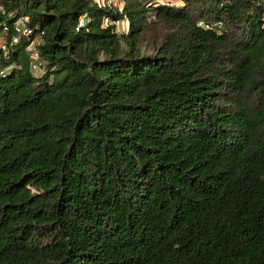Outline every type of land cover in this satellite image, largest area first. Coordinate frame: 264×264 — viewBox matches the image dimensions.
<instances>
[{"label":"trees","instance_id":"obj_1","mask_svg":"<svg viewBox=\"0 0 264 264\" xmlns=\"http://www.w3.org/2000/svg\"><path fill=\"white\" fill-rule=\"evenodd\" d=\"M118 1L0 0V264H264V0Z\"/></svg>","mask_w":264,"mask_h":264},{"label":"built area","instance_id":"obj_2","mask_svg":"<svg viewBox=\"0 0 264 264\" xmlns=\"http://www.w3.org/2000/svg\"><path fill=\"white\" fill-rule=\"evenodd\" d=\"M96 3H99V2H96ZM107 4L109 5L108 1H107ZM0 11H2V10L0 9ZM13 30H14V35L11 39V42L13 44H18L22 38H24L28 41L29 45L26 48V51L29 53L30 59L32 60L31 71L36 72L38 70V64L36 63L37 59H38L37 49L40 46L41 37L43 35V32H41L35 38L31 39L34 32L31 28L24 25L23 20H18L14 24ZM4 31H7V28H4Z\"/></svg>","mask_w":264,"mask_h":264},{"label":"rangeland","instance_id":"obj_3","mask_svg":"<svg viewBox=\"0 0 264 264\" xmlns=\"http://www.w3.org/2000/svg\"><path fill=\"white\" fill-rule=\"evenodd\" d=\"M96 1V0H94ZM109 2V4H111L112 6H115V7H121V3L118 1V0H97L96 2H99V4H103L105 2ZM159 2H161L162 4L164 5H167L168 1H170V3H174L175 5H177L178 3H176L174 0H158ZM178 6V5H177ZM120 23H123L122 26H120L121 24ZM115 31L118 33V34H125L126 31H127V24L125 21H120V22H117L116 25H115ZM35 74H41V72L36 71L34 72Z\"/></svg>","mask_w":264,"mask_h":264},{"label":"crops","instance_id":"obj_4","mask_svg":"<svg viewBox=\"0 0 264 264\" xmlns=\"http://www.w3.org/2000/svg\"><path fill=\"white\" fill-rule=\"evenodd\" d=\"M97 1V0H96ZM121 25L120 26H122L123 25V23H120Z\"/></svg>","mask_w":264,"mask_h":264}]
</instances>
